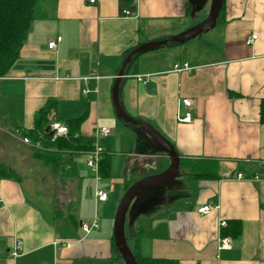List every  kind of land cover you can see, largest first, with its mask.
<instances>
[{
    "label": "crops",
    "instance_id": "crops-1",
    "mask_svg": "<svg viewBox=\"0 0 264 264\" xmlns=\"http://www.w3.org/2000/svg\"><path fill=\"white\" fill-rule=\"evenodd\" d=\"M210 5L211 0H99L97 6L88 0H38L19 57L0 78V125L28 130L34 113L52 99L53 124L65 127L81 118L83 136L92 137L101 127L111 131L117 127L111 90L126 56L203 23ZM210 31V38L200 41V61L196 55L183 58L184 44H175L171 59L144 53L120 80L125 113L154 128L183 162L156 205L130 222L135 229L129 249L134 250L132 237L140 230L143 258L264 264V0H223ZM252 35L256 40L246 46ZM58 37L56 48L48 49ZM183 63L192 71L173 70ZM183 99L191 101L190 109L180 103ZM187 112L191 122L180 123ZM126 127L133 139L114 186L117 200L134 182L169 164L141 131ZM109 137H98L95 144ZM3 164L9 163L0 155L1 169ZM73 167L71 179L55 178L61 186L73 185L71 207L64 212L31 198L22 182L7 176L11 168L7 175L0 173V264H124L114 250L115 214L102 224L96 213L90 224L79 221L75 191L82 165ZM237 174L245 179L232 180ZM94 203L104 210L112 206L109 195L106 202ZM202 206L211 211L198 214ZM95 218L98 227L85 233L82 226H91ZM220 237L231 240L230 250H218ZM16 242L22 250L12 257Z\"/></svg>",
    "mask_w": 264,
    "mask_h": 264
},
{
    "label": "rangeland",
    "instance_id": "rangeland-1",
    "mask_svg": "<svg viewBox=\"0 0 264 264\" xmlns=\"http://www.w3.org/2000/svg\"><path fill=\"white\" fill-rule=\"evenodd\" d=\"M194 13L196 14L197 11ZM211 32L212 31L197 35L182 42L181 44H184L186 49L183 58L189 59L196 55L195 57L200 61V41H206L209 39L212 34ZM166 40L169 39L161 41ZM175 44L177 43L161 45L152 52L156 55H160L163 61H167L168 59H171V55L173 56L175 53V48L173 47ZM201 49V51L207 50L204 46L201 47ZM207 56H209V53H206L204 56L202 55V58H207ZM116 120L117 127L112 128L108 139L103 140L100 138L102 143L99 145L101 149L111 154L110 156L112 160H110L111 169L109 177L100 178V181L96 183L94 174L86 165V155L75 154L74 156L75 164L82 165L81 178L77 190L75 191V197L77 209L81 215L79 221H82L83 223L90 224L96 213L102 224L105 216L110 217L115 214L117 205L120 201L117 200L118 198L114 193V186L119 182L118 180L122 176L123 166L127 159L126 156H124V151H128L127 148L130 146L129 142L132 141L133 136L131 138L129 137L132 133L130 129H127L131 127H126L127 125L117 118ZM49 125H53L52 120H50ZM132 128H134L132 130H137L136 132L140 131L136 127ZM134 149H136V146ZM34 150L46 152L42 144L31 143L28 139L21 138L18 132L0 125V155L4 161L9 163L3 165L12 169L11 173L17 180L22 182V185L29 196L40 202L43 207L51 205L54 209H61L63 212L69 211V208L71 207L73 185H67L65 187L61 186V184L59 185L57 181H55L56 179L51 171L43 167L41 162L34 159ZM5 166H3V169L0 168V173H7V167ZM96 189H101L107 192L109 195V205H112L111 208H105L104 210L98 204L95 206L93 193ZM129 218L130 212L127 215L125 224V237L128 247L131 245L130 237L135 229V224L130 223Z\"/></svg>",
    "mask_w": 264,
    "mask_h": 264
},
{
    "label": "trees",
    "instance_id": "trees-1",
    "mask_svg": "<svg viewBox=\"0 0 264 264\" xmlns=\"http://www.w3.org/2000/svg\"><path fill=\"white\" fill-rule=\"evenodd\" d=\"M38 0H0V78L4 77L19 57L20 49L26 40L30 22L33 19ZM222 6V5H221ZM221 9V8H220ZM220 12V10H219ZM143 53L134 56L137 59ZM56 102L49 99L33 115L32 128L19 130L21 138L28 139L31 143H40L46 152L35 151L33 157L49 169L54 178L59 180L71 179L73 175V155L88 153L93 150L95 138L86 137L80 133L81 118L71 119L65 123V135L49 138L44 133L54 116ZM111 157L102 152L99 161V176H109ZM183 162L180 160V165ZM1 170V169H0ZM7 175V173H6ZM10 173L7 176H12ZM14 176V175H13ZM142 235L140 230L133 235L135 243L132 252L138 264H175L167 260H155L143 258L138 253L139 239ZM114 250L117 252L116 248Z\"/></svg>",
    "mask_w": 264,
    "mask_h": 264
},
{
    "label": "water",
    "instance_id": "water-1",
    "mask_svg": "<svg viewBox=\"0 0 264 264\" xmlns=\"http://www.w3.org/2000/svg\"><path fill=\"white\" fill-rule=\"evenodd\" d=\"M222 2L223 0H211L209 14L203 23L191 27L169 40L157 43H146L132 50L124 59L122 67L116 76L111 90V99L116 118L125 125L136 127L140 130L154 143L158 151L163 152L169 160L168 167L164 171L137 180L126 189L124 195L119 201L113 221V242L119 257L124 264H138L127 245L125 237V224L128 213L130 212L129 222H131L138 214L145 211V209L156 205L159 194L163 195L178 176L180 158L174 147L154 128L125 113L119 101L120 80L124 77L125 70L133 62L134 56L137 54L152 52L161 45L167 43L181 44L197 35L212 30L216 24ZM44 133H46L49 138H54L57 136L58 131L52 125H48L45 128ZM136 204L138 205V209L135 207Z\"/></svg>",
    "mask_w": 264,
    "mask_h": 264
},
{
    "label": "built area",
    "instance_id": "built-area-1",
    "mask_svg": "<svg viewBox=\"0 0 264 264\" xmlns=\"http://www.w3.org/2000/svg\"><path fill=\"white\" fill-rule=\"evenodd\" d=\"M139 0H133L134 4H137ZM99 3V0H88V4L93 5V6H97V4ZM123 15L126 17H132V15L128 12V11H124ZM134 17V16H133ZM256 35H252L250 37H247L244 41V44L246 46H250L252 45V43L254 42V40H256ZM61 38H56L55 40L49 42L47 44L48 49L53 50L56 48V45L58 42H60ZM192 67H190L187 63H183V64H175L173 66V70L176 72H191L192 71ZM180 103L186 107L187 109H190L191 107V101L187 100V99H183L180 101ZM180 123L183 124H189L191 122V115L189 112L185 113L184 117L181 118L179 120ZM53 127H55L58 131L57 136L60 135H65L66 133V129L65 127H60L56 124L52 125ZM110 134V130L106 127H101L99 129H97L94 132V138H98V137H106ZM26 141V140H25ZM102 149L100 148L99 145L95 144L94 148L92 151L86 153V157H87V161H86V165L87 167L92 171V173L94 174L95 177V181L96 183H98L100 181V176H99V161L101 159V155H102ZM232 180H243L245 179L243 175L241 174H237L235 177L231 178ZM253 180H257V177L252 178ZM108 199V194L106 191L101 190V189H96L94 191V200L96 202H101L104 203L106 202ZM211 211V209L208 206H202L200 208L197 209V213L204 215L207 214ZM220 226H224L223 223H220ZM98 227V219H94L91 226H82V230L85 233H89L91 229H96ZM232 246V242L229 238L227 237H220L218 239V250L219 251H224V250H230ZM22 248H21V244L19 242H16L12 248V252H11V256L12 257H17L20 252H21Z\"/></svg>",
    "mask_w": 264,
    "mask_h": 264
}]
</instances>
